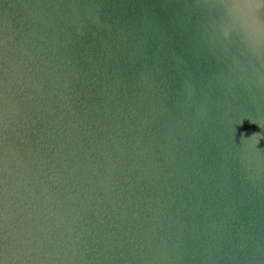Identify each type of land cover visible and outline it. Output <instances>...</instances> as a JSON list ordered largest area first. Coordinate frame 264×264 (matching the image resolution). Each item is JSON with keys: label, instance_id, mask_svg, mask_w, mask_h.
Here are the masks:
<instances>
[{"label": "water", "instance_id": "obj_1", "mask_svg": "<svg viewBox=\"0 0 264 264\" xmlns=\"http://www.w3.org/2000/svg\"><path fill=\"white\" fill-rule=\"evenodd\" d=\"M200 2L0 0V264H264V6Z\"/></svg>", "mask_w": 264, "mask_h": 264}, {"label": "snow or ice", "instance_id": "obj_2", "mask_svg": "<svg viewBox=\"0 0 264 264\" xmlns=\"http://www.w3.org/2000/svg\"><path fill=\"white\" fill-rule=\"evenodd\" d=\"M257 0H201L200 5L203 6V8H207L210 10L215 9H223L225 10V16L231 20L234 24H239L243 26L245 23H247L249 28L255 27L257 25L256 17H255V11H246L245 19H235L233 20L226 12L227 9L236 7V6H247L248 8H251V5L255 4ZM259 3H264V0H259ZM260 27L262 30H264V22H261Z\"/></svg>", "mask_w": 264, "mask_h": 264}, {"label": "clouds", "instance_id": "obj_3", "mask_svg": "<svg viewBox=\"0 0 264 264\" xmlns=\"http://www.w3.org/2000/svg\"><path fill=\"white\" fill-rule=\"evenodd\" d=\"M259 6H264V3H259L256 5V7ZM246 11H255V8L251 6V8H248L246 5L241 7V6H236L230 9H227L226 12L227 14L233 19H240V20H244L245 19V15H246ZM221 34L225 39H228L231 36V31L230 29H228L227 27H224L221 29ZM258 46V43L257 45Z\"/></svg>", "mask_w": 264, "mask_h": 264}]
</instances>
